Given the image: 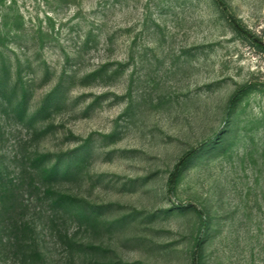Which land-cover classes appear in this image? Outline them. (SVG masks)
Segmentation results:
<instances>
[{
	"label": "rangeland",
	"instance_id": "obj_1",
	"mask_svg": "<svg viewBox=\"0 0 264 264\" xmlns=\"http://www.w3.org/2000/svg\"><path fill=\"white\" fill-rule=\"evenodd\" d=\"M0 57V264H264V51L213 0H0Z\"/></svg>",
	"mask_w": 264,
	"mask_h": 264
},
{
	"label": "trees",
	"instance_id": "obj_2",
	"mask_svg": "<svg viewBox=\"0 0 264 264\" xmlns=\"http://www.w3.org/2000/svg\"><path fill=\"white\" fill-rule=\"evenodd\" d=\"M213 1L218 6V8L224 13V15L226 16L230 25L233 27L234 31L243 40H245L249 44L253 45L257 49L264 51V43L259 39V37L256 34L251 33L245 26H243L241 23L237 22L235 19H233L231 16H229L228 11H227V7H226V3L224 0H213ZM0 62H1V67H0V97H5L7 99L8 97H6L7 96L6 93H7L8 86H9L8 83H10V79L12 76H11V72L9 70V67L6 66V59L4 57H0ZM20 86H21V80H20V77L18 76L13 87H12V89H11V93L16 96L17 91H18ZM23 93H26L25 89L23 90ZM8 99H11V98H8ZM233 99H234V96L230 100L231 103H232ZM22 101L23 100H21L20 103H18V108H21V106H23ZM204 145L202 147H204ZM196 154H197V150H191V151L187 152L186 154H184L179 159V161L175 165L174 170L169 175V179L167 182V187H168L169 193L173 192L181 169L191 159H193ZM67 168H68V165H66V164L65 165L54 164V165L50 166L48 169L46 168L44 170V177H46V179L49 180L54 176H57L59 174L64 173L67 170ZM57 202L62 203L64 201L62 200V197H59ZM199 245H200V242L197 244V247ZM38 256H39L38 261L40 262V264H43L42 256L41 255H38Z\"/></svg>",
	"mask_w": 264,
	"mask_h": 264
}]
</instances>
